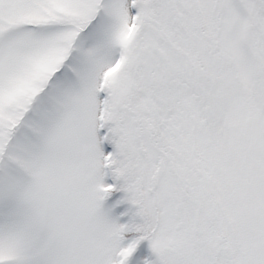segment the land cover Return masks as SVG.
Listing matches in <instances>:
<instances>
[{
  "label": "snow or ice",
  "instance_id": "6c2138e0",
  "mask_svg": "<svg viewBox=\"0 0 264 264\" xmlns=\"http://www.w3.org/2000/svg\"><path fill=\"white\" fill-rule=\"evenodd\" d=\"M0 264H264V0H0Z\"/></svg>",
  "mask_w": 264,
  "mask_h": 264
}]
</instances>
